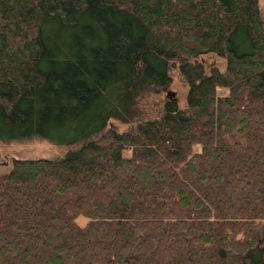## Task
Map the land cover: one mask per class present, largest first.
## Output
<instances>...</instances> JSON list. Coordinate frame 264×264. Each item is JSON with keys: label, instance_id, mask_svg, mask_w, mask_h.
<instances>
[{"label": "trees", "instance_id": "16d2710c", "mask_svg": "<svg viewBox=\"0 0 264 264\" xmlns=\"http://www.w3.org/2000/svg\"><path fill=\"white\" fill-rule=\"evenodd\" d=\"M33 138L0 264H264V0H0V142Z\"/></svg>", "mask_w": 264, "mask_h": 264}, {"label": "rangeland", "instance_id": "374dc122", "mask_svg": "<svg viewBox=\"0 0 264 264\" xmlns=\"http://www.w3.org/2000/svg\"><path fill=\"white\" fill-rule=\"evenodd\" d=\"M199 61L205 65L206 68L215 66L223 70L225 68V60L214 54L202 55ZM187 85L176 75L172 73L171 84L168 88L171 96L174 97L180 107H184L186 103ZM225 89H218V93L225 94ZM112 126L116 129H124L125 125L112 122ZM63 149L51 144L43 139L33 138L27 140H18L10 142H0V173L8 170L10 160L12 158H54L59 156ZM82 217H78V222H83Z\"/></svg>", "mask_w": 264, "mask_h": 264}, {"label": "water", "instance_id": "95a60500", "mask_svg": "<svg viewBox=\"0 0 264 264\" xmlns=\"http://www.w3.org/2000/svg\"><path fill=\"white\" fill-rule=\"evenodd\" d=\"M0 165H2V163L0 162Z\"/></svg>", "mask_w": 264, "mask_h": 264}]
</instances>
